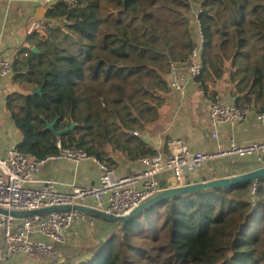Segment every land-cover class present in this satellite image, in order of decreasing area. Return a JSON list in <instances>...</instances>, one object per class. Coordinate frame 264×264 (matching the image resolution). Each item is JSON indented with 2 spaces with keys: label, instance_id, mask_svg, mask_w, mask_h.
Listing matches in <instances>:
<instances>
[{
  "label": "trees",
  "instance_id": "16d2710c",
  "mask_svg": "<svg viewBox=\"0 0 264 264\" xmlns=\"http://www.w3.org/2000/svg\"><path fill=\"white\" fill-rule=\"evenodd\" d=\"M196 7L204 95L216 101L226 80L237 106L264 112V0L61 2L47 9L48 36L25 33L12 57L5 109L20 151L41 161L59 155L60 141L108 169L117 152L131 160L154 153L134 133L163 116L169 63L186 59L196 41ZM52 123L71 130L57 136ZM85 229V243L68 242L65 264H264V178L174 196L128 223Z\"/></svg>",
  "mask_w": 264,
  "mask_h": 264
},
{
  "label": "built area",
  "instance_id": "2783aa9c",
  "mask_svg": "<svg viewBox=\"0 0 264 264\" xmlns=\"http://www.w3.org/2000/svg\"><path fill=\"white\" fill-rule=\"evenodd\" d=\"M61 2L66 3L70 9H75L78 5V0H35L38 6L47 9ZM199 13L200 10L197 9L195 15L190 17V25L197 32L192 51L186 59L171 60L169 63V88L181 97L186 96L203 69L201 52L204 39L198 20ZM60 26L63 24L60 23ZM26 33L48 36L45 22L37 18L28 22ZM12 75V59L1 60L0 77L10 78ZM250 113V108L239 107L233 100L217 98L209 110L213 137H219L220 127H236ZM263 117L260 115L259 119L262 120ZM19 144V141L13 140L7 145L5 155L0 156V209L7 212H30L55 206L82 205L123 217L160 192L185 186L190 182V173L218 158L254 156L257 168L264 167V141L240 146L237 144L235 132L231 134L229 148H219L214 153H194L183 141H171L169 154L156 150L150 155L140 156L136 162L144 170L126 176L118 175L116 168L108 169L97 158L76 146L64 147L60 141L56 144L59 155L49 156L41 161L21 152ZM54 159L71 161L77 165L90 161L99 164L103 173L96 186L71 183L70 190L63 191L61 182L50 179L40 181L36 177L41 166ZM254 193L255 188L251 197L252 203H255ZM90 199H93V203H89ZM97 226L98 219L78 211L24 219L0 213V232L4 241L0 264L18 259H21L20 264H65L70 232L82 227Z\"/></svg>",
  "mask_w": 264,
  "mask_h": 264
},
{
  "label": "crops",
  "instance_id": "0c3cea01",
  "mask_svg": "<svg viewBox=\"0 0 264 264\" xmlns=\"http://www.w3.org/2000/svg\"><path fill=\"white\" fill-rule=\"evenodd\" d=\"M194 10L196 13L197 7ZM46 13L47 8L38 6L35 0H0V61L11 60L15 49L22 44L27 20L37 18L44 21ZM13 90L12 76L10 78L0 77V156L2 157L10 142L22 141L21 134L5 109L6 97ZM226 90H228V84L225 80L216 88L218 98L231 100ZM226 92L227 95H225ZM166 100L168 103L164 108L162 118L153 126L148 127L145 133H134L138 141H145L146 147L153 152L159 150L164 154H169L170 142L178 140L187 144L194 153H214L219 148L226 150L229 148L232 132L237 134V144L240 146L264 141V117L262 120L259 119L260 115L264 116V112L255 108H251L249 116L236 127H220L219 137L214 138V130L209 121V110L213 101L204 95L198 82L190 86L185 97L171 92L166 95ZM114 156L117 160L115 168L118 175H133L144 170L143 166L139 165L136 160L129 159L127 155L117 152ZM256 168L254 156L218 158L206 163L194 174L188 175V179L190 182H200L246 173ZM102 173L101 166L90 161L77 165L71 161L54 159L43 164L36 177L40 181L47 179L59 181L63 184L61 190L69 191L71 183L96 186ZM89 203H93V199H90ZM103 203L106 205V201ZM103 222L101 221V224ZM86 231L85 227H82L70 232V246L75 244L77 247L76 241L85 243ZM3 247L4 241L0 232V254ZM67 255L73 256L68 250ZM17 261L21 262V259ZM17 261L4 264H17Z\"/></svg>",
  "mask_w": 264,
  "mask_h": 264
},
{
  "label": "water",
  "instance_id": "95a60500",
  "mask_svg": "<svg viewBox=\"0 0 264 264\" xmlns=\"http://www.w3.org/2000/svg\"><path fill=\"white\" fill-rule=\"evenodd\" d=\"M33 51L37 52V49L34 48ZM35 93L40 94L41 89L36 90ZM48 129L53 131V133L57 136H60L66 133L67 131L71 130V128H69L64 131H56L55 123L49 124ZM262 178H264V167L256 168L249 172L241 173L233 176L212 178L200 182L197 181L189 182L183 187L160 192L156 196L150 198L142 205L137 207L129 215L123 217L113 216L104 211H100L94 207H88L82 205L62 206V207L55 206V207L43 208L37 211H30V212H22V211L7 212L0 209V213L10 215L17 219H24L32 216H46L49 214L59 213V212L78 211L80 213L87 214L93 218H96L104 222H108L110 224H116V223L125 224L130 222L134 217L141 214L144 210L174 196L187 194V193H198V192H205V191L217 190L222 188H229L245 182L257 181Z\"/></svg>",
  "mask_w": 264,
  "mask_h": 264
},
{
  "label": "rangeland",
  "instance_id": "374dc122",
  "mask_svg": "<svg viewBox=\"0 0 264 264\" xmlns=\"http://www.w3.org/2000/svg\"><path fill=\"white\" fill-rule=\"evenodd\" d=\"M225 90V89H224ZM227 92H228V90H226ZM227 92L225 93V95H227ZM222 99V98H221ZM224 100V99H223ZM203 167V166H202ZM198 171V170H197ZM194 172H196V171H193L192 173H190V174H194ZM189 174V175H190ZM101 224V220H98V225H100ZM105 225H106V222H105ZM17 264H19V262L17 261L16 262Z\"/></svg>",
  "mask_w": 264,
  "mask_h": 264
}]
</instances>
